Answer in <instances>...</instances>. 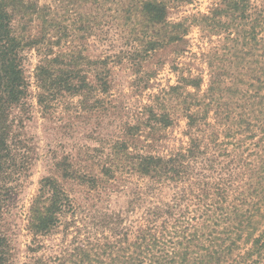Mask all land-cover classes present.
<instances>
[{
  "label": "trees",
  "instance_id": "1",
  "mask_svg": "<svg viewBox=\"0 0 264 264\" xmlns=\"http://www.w3.org/2000/svg\"><path fill=\"white\" fill-rule=\"evenodd\" d=\"M187 1L65 0L63 14L55 18V11L37 0H0V217L33 160L32 138L23 132L31 111L27 49L39 56L33 74L36 100L42 115L51 117L65 96L79 97L86 112L101 95L110 97L115 81L110 65H129L136 74L132 87H148L152 76L141 75L144 60L182 42L193 26L204 37L224 36V44L205 55V91L199 89V77L174 67L180 73L176 85L149 96L132 124L124 121L120 134L103 146L98 142L101 154L107 151L94 165L101 177L93 167L73 172L61 163L64 178L89 184V208L74 204L56 180H41L29 210L35 246L30 252L40 249L37 237L63 221L70 225L67 216L71 223L91 219L100 238L86 231V241L77 242L73 253L29 264H264V0H218L207 14L170 21L169 10ZM86 31L110 47L118 37L123 46L94 60L75 44L61 48L63 38L71 43ZM106 105L114 118L129 110ZM177 113L186 123V147L153 154L159 133ZM115 175L123 183L130 176L140 181L123 210L109 209L105 200L108 191L119 190ZM165 191L169 197L161 201ZM134 212L139 214L130 220ZM8 255V240L0 232V264H7Z\"/></svg>",
  "mask_w": 264,
  "mask_h": 264
},
{
  "label": "rangeland",
  "instance_id": "2",
  "mask_svg": "<svg viewBox=\"0 0 264 264\" xmlns=\"http://www.w3.org/2000/svg\"><path fill=\"white\" fill-rule=\"evenodd\" d=\"M37 1L40 7L50 6L55 11V18L63 14L60 9L62 2L66 5L65 0ZM251 1L259 4L262 0ZM217 2L218 0H188L186 4L169 10V20L176 22L183 17L195 16L197 13L207 14ZM73 7L76 14H80L81 11L78 10L81 8L79 6ZM103 30L106 31V28L103 27ZM89 34L87 31L76 34L71 43H66V39L63 38L60 46L62 48V46L69 44L71 47L75 44L83 55L90 60L112 55L123 46V42L117 39L118 37L113 39V47H110L109 42H99L97 38ZM201 34V30L193 26L182 42L165 46L157 51L151 60H144L141 75L145 74L144 78L146 74L152 76L148 87L141 88V90L132 87V81L136 78V74L135 72L132 73L129 65L125 67L110 65L111 76L113 75L115 78L110 97L107 94L101 95L100 103L89 106V111L86 112L87 109L82 107L79 97L65 96L50 111L51 117L42 115L36 100L38 90L34 86L33 74L39 56L33 49L26 50L24 53V70L30 82L28 102L31 104V111L30 119L23 122V132L27 137L32 138L33 160L20 178L18 188L4 204L0 217V232L7 238L9 244L7 264H29L35 259L59 256L62 252L73 253L72 250L77 248V242L85 239L84 232L86 231L91 232L88 234L89 237L100 238V234L92 232L94 229H91L89 223L91 219L85 218L82 221L78 217L71 223L67 216L65 221L70 222V225L65 226L63 221V225L58 226L47 236L37 237L36 241L40 244V249L30 252V248L35 246L33 245V234L28 231L29 210L38 194L40 182L46 178L56 180L74 204L89 208L90 202L85 200L86 198L89 199L91 194L93 195L89 184L64 178L63 170L60 167L61 163L65 161L69 170L73 172L80 170L86 173L85 168L93 167L92 172L101 177L99 170L94 165L99 160V155L104 156L107 151H103L101 154L98 142L103 146L102 142H109L111 138L120 134L119 127H122L124 121L132 124L136 111L142 105L148 104L149 96L157 94L161 88L166 89L176 85L177 76L180 73L177 74L174 67H177L185 76L192 74L194 77H199V89L205 91L209 80L205 55L212 53L213 49L220 44H224V36L204 37ZM57 50L58 47H55L54 51ZM243 60H251V57L245 56ZM106 102L116 107L122 105L129 110L122 111L119 116L116 115L117 117L114 118L115 113L108 108L109 105H106ZM185 124L180 113L174 115L173 124L159 133L161 138L157 146H154V153L150 149L146 151L155 155L166 156L170 151L186 147ZM116 125L117 129L115 128ZM115 180L117 183L114 184L118 185L119 190L117 192L108 191L109 199L105 200L107 205L109 204V209L120 210L121 208L123 210L128 201L127 194L134 185H139L140 181L137 180L136 176H130L128 181L123 183L119 175H115ZM113 190L115 189L113 188ZM168 197L169 193L165 191L159 199L166 201ZM134 213L130 214V220H135L139 214ZM102 232L106 234L104 230Z\"/></svg>",
  "mask_w": 264,
  "mask_h": 264
}]
</instances>
